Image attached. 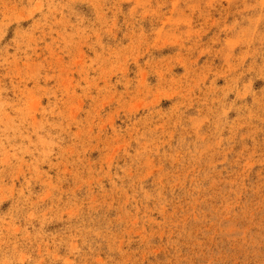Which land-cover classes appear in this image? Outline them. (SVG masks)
Listing matches in <instances>:
<instances>
[{"label":"rangeland","instance_id":"obj_1","mask_svg":"<svg viewBox=\"0 0 264 264\" xmlns=\"http://www.w3.org/2000/svg\"><path fill=\"white\" fill-rule=\"evenodd\" d=\"M0 264H264V0H0Z\"/></svg>","mask_w":264,"mask_h":264}]
</instances>
